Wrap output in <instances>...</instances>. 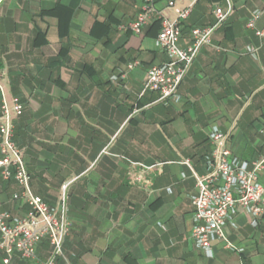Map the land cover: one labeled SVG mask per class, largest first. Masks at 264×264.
<instances>
[{
	"label": "crops",
	"instance_id": "crops-1",
	"mask_svg": "<svg viewBox=\"0 0 264 264\" xmlns=\"http://www.w3.org/2000/svg\"><path fill=\"white\" fill-rule=\"evenodd\" d=\"M144 1L0 0V108L4 98L24 106L16 141L34 192L56 207L68 187L73 230L55 264H264V222L253 227L244 211L224 229L242 252L216 242L210 258L190 235L193 172L205 173L211 128L241 160L264 157V37L257 36L264 0H200L184 23L183 48L193 28L215 22L216 5L234 13L195 60L180 102L169 106L143 92L147 71L168 60L156 48L158 19L140 35L130 30ZM167 2L157 7L175 18L184 5L168 9ZM131 163L162 166L138 182ZM20 192L0 177V213L28 212L13 199ZM49 253L44 242L35 264Z\"/></svg>",
	"mask_w": 264,
	"mask_h": 264
},
{
	"label": "built area",
	"instance_id": "built-area-1",
	"mask_svg": "<svg viewBox=\"0 0 264 264\" xmlns=\"http://www.w3.org/2000/svg\"><path fill=\"white\" fill-rule=\"evenodd\" d=\"M199 2L168 0V9L184 5L175 18H169L160 12L157 0H145L136 21L130 24V30L140 35L153 19L159 20L156 48L166 54L168 60L147 71L143 92L158 93L165 106L180 102L179 88L195 60L203 48L213 45L216 30L234 13L231 6L223 8L216 5L213 8L215 22L209 26L193 28L191 43L183 48L180 41L184 23ZM260 15V12L253 14L249 27H254ZM257 36L263 38L264 32H258ZM247 53L254 57L256 50L249 48ZM136 65L132 64L129 68L133 69ZM23 111L24 106L19 98H14L11 103L3 99L0 108V177L4 182L14 183L21 189L20 194L14 195L13 199L26 204L29 210L23 216L10 212L0 213V255L3 256L0 264H11L15 258L30 264L37 263L38 252L44 242L49 243L50 253L42 264H55L59 258L64 257V245L73 230L69 218L68 187L63 190L56 207L49 205L34 192L31 174L16 141L15 119ZM209 139L213 150L206 158L205 173L198 175L193 172L196 193L191 197L195 212L190 235L196 248L212 258L216 242L223 243L227 250L243 251L227 240L224 230L238 211L246 212L255 228L264 222V182L261 179L264 157L254 162L241 160L226 147L227 136L217 126L211 128ZM185 164L189 165V162ZM131 165L140 170L136 175L138 182H141L144 173L162 166L142 163Z\"/></svg>",
	"mask_w": 264,
	"mask_h": 264
},
{
	"label": "trees",
	"instance_id": "trees-1",
	"mask_svg": "<svg viewBox=\"0 0 264 264\" xmlns=\"http://www.w3.org/2000/svg\"><path fill=\"white\" fill-rule=\"evenodd\" d=\"M63 10L64 12H68V13H70L71 14V11H69L68 9H65V8H62V7H59V8H57V10ZM57 10H55V12L57 11ZM158 24V28L160 29V23L158 22L157 23ZM158 32H159V30H158ZM25 263H27V262H25ZM28 264H30V263H28Z\"/></svg>",
	"mask_w": 264,
	"mask_h": 264
}]
</instances>
